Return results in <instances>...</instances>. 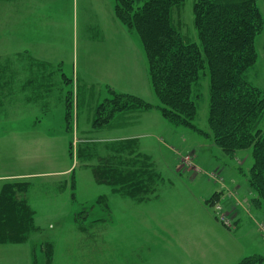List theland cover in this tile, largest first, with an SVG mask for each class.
Returning a JSON list of instances; mask_svg holds the SVG:
<instances>
[{"label":"rangeland","instance_id":"rangeland-1","mask_svg":"<svg viewBox=\"0 0 264 264\" xmlns=\"http://www.w3.org/2000/svg\"><path fill=\"white\" fill-rule=\"evenodd\" d=\"M256 1L264 20V0ZM194 3L185 0L173 18L187 42L200 43ZM256 46L251 80L264 95V26ZM40 85L47 87L39 96ZM195 90L203 97L196 98L195 129L164 114L144 46L116 16L115 0H0V157L10 159L0 165L15 161L16 171L42 174L11 180L27 184L21 194L33 226L25 241L0 243V264H239L264 256V213L251 206L256 193H247L240 172L252 165L251 150L239 153V165L214 143L207 66ZM114 93L155 107L123 113L136 122L129 130H120V116L94 127L97 107ZM68 108L72 133L65 130ZM124 131L129 142L109 147ZM80 139L93 140L82 156ZM114 154L127 171L149 164L148 193H118L97 181L88 163L97 170ZM65 166L73 188L72 171L55 173Z\"/></svg>","mask_w":264,"mask_h":264},{"label":"trees","instance_id":"trees-1","mask_svg":"<svg viewBox=\"0 0 264 264\" xmlns=\"http://www.w3.org/2000/svg\"><path fill=\"white\" fill-rule=\"evenodd\" d=\"M184 1L115 0V13L142 42L160 109L175 123L195 129L192 121L199 112L196 98L203 97L194 91V84L200 80L201 71L208 67L209 127L213 141L231 158H238L239 165L243 164L239 153L251 150L253 163L245 169L240 167V172L247 178L249 192L256 193L251 206L264 213V95L251 80V72L258 63L256 42L264 26L262 12L256 0H195L194 20L200 43L187 42L173 18L174 10ZM113 97L97 107L94 127L107 126L128 111L155 107L133 95L114 93ZM71 110L68 108L64 116L68 133L73 131ZM103 111H108L104 117ZM88 142L79 140V156ZM73 144L72 139L70 148ZM72 151L70 154L74 155ZM116 155L105 165H98L97 170L88 163L97 181L127 195H138L141 189L143 194L148 193L151 190L148 180L153 178L149 164L127 171L122 159L118 167ZM71 177L73 188V171ZM20 181L6 182L0 192V243L25 241L27 231L33 226L34 212L21 194L27 184ZM263 262L264 256L252 255L241 259L239 264Z\"/></svg>","mask_w":264,"mask_h":264},{"label":"crops","instance_id":"crops-1","mask_svg":"<svg viewBox=\"0 0 264 264\" xmlns=\"http://www.w3.org/2000/svg\"><path fill=\"white\" fill-rule=\"evenodd\" d=\"M26 61H28L29 62V60H26ZM30 69V68H29ZM149 70V69H148ZM32 72V71H31ZM37 75H39V74H37ZM26 85V84H25ZM41 89H42V86L40 85V87H38L34 92H36V93H40L39 94V96L41 95ZM9 93L10 92H7V95H9ZM10 97L8 98V99H10V98H12V97H14V95L12 94V92L10 93ZM36 96H37V94H36ZM29 100V102L31 103V98H29L28 99ZM12 102V101H11ZM125 115H128V113H126ZM124 114L122 115H120V117L119 118H121V122H120V126H119V128H120V130H129V129H131V127H133L134 126V124L136 123V122H128L126 119H128L129 118V116H125ZM124 121V122H123ZM112 123V122H111ZM111 123H109L107 126H109ZM136 125V124H135ZM82 136H85L84 134L82 135ZM128 136H131V135H129V134H125V131L124 132H122V133H119V135L117 136V137H111V138H113V141H110L111 143H116V142H119V147H121L122 148V145H121V143H122V141H124V143H127V142H129V141H127V140H125V139H127L128 138ZM83 138V137H82ZM87 140V139H86ZM91 141H93L92 139H90ZM125 141H127V142H125ZM109 142V141H108ZM116 145V144H115ZM43 155H41V156H38V157H36V159H40L41 157H42ZM1 158V161H9L10 159H9V157L8 156H2V157H0ZM11 160H14L13 158L11 159ZM15 167H16V163H15V161H12L10 164H8V163H6L5 165H4V163H3V165H0V191H1V189H2V187H3V185H4V183H6L7 181H11V180H13L14 178H20V179H25V178H33V177H35V176H37V175H42V174H40V173H33V172H30V171H28V170H26V171H16V169H15ZM72 167H73V165H72ZM72 167H69V166H65V167H63L62 169H61V171H57V172H55L56 174H64V175H70V173H71V171H72ZM113 190L115 191V189L113 188ZM115 192H117V191H115ZM119 193V192H118ZM247 193H249L250 195H251V197L253 196L252 194V192L250 193L249 192V190H247ZM240 194V196H241V198H243L244 196L241 194V193H239ZM247 199V198H246ZM153 200H154V197H153ZM152 200V201H153ZM150 202H152L151 200H149ZM144 202H148L147 200L146 201H144ZM250 202V201H249ZM230 203H236V201H235V199L234 198H231V200H230ZM141 204H143V203H141ZM246 207V209H247V206H245ZM242 208L244 209V204L242 205V203L240 204V205H238L237 206V219L239 220V222L241 223L242 222V212H243V210H242ZM249 210V209H248ZM246 211V210H245ZM250 212H251V210H250ZM261 213H263V212H261ZM239 223V224H240Z\"/></svg>","mask_w":264,"mask_h":264},{"label":"built area","instance_id":"built-area-1","mask_svg":"<svg viewBox=\"0 0 264 264\" xmlns=\"http://www.w3.org/2000/svg\"><path fill=\"white\" fill-rule=\"evenodd\" d=\"M220 208H221V207L218 206V209H220ZM259 227H260L259 229L262 230L261 227H263V224H260Z\"/></svg>","mask_w":264,"mask_h":264}]
</instances>
